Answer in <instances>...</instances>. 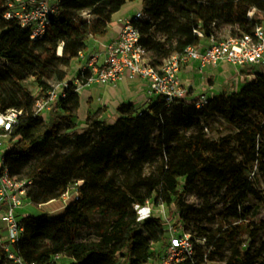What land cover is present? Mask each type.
I'll return each mask as SVG.
<instances>
[{
    "label": "trees",
    "instance_id": "trees-1",
    "mask_svg": "<svg viewBox=\"0 0 264 264\" xmlns=\"http://www.w3.org/2000/svg\"><path fill=\"white\" fill-rule=\"evenodd\" d=\"M134 1L61 0V12L47 35L32 40L17 20L5 18L6 0H0V61L5 72L21 84L34 79L46 95L68 77L90 40L106 35L113 16ZM87 10L103 16L86 19L82 12ZM143 12L153 21L136 25L155 62L199 45L197 29L208 38L221 24L240 32L264 25V0H143ZM157 30L166 36L163 41L156 39ZM198 101L157 99L144 110L124 102L114 122L89 117L81 131L74 123L81 108L74 90L55 103L48 120L35 114V100L0 110L25 111L10 132L3 168L18 180L33 181L28 190L33 205L58 200L83 181L80 199H70L63 216L19 215L24 232L14 247L22 259L48 264L62 253L67 261L59 264H147L158 254L151 244L163 243L166 234L154 219L139 221L134 203L157 196L188 220L198 210L185 201L186 189L200 181L223 192L233 216L213 230L194 228L207 238L205 245H196L199 263L264 264V255L238 237L246 216L243 198L257 194L250 173L256 167L264 170V72L237 92L212 96L200 107ZM214 116L239 130L219 139L207 137L203 120ZM96 212L110 214L107 227L96 237H78L95 227ZM228 248L230 254L221 259ZM0 264H19L1 244Z\"/></svg>",
    "mask_w": 264,
    "mask_h": 264
},
{
    "label": "built area",
    "instance_id": "built-area-1",
    "mask_svg": "<svg viewBox=\"0 0 264 264\" xmlns=\"http://www.w3.org/2000/svg\"><path fill=\"white\" fill-rule=\"evenodd\" d=\"M61 7V0H6L4 16L17 20L22 28L30 32L32 40H41L58 18ZM252 14L250 12L249 16ZM146 17L142 9L130 17L120 18L119 35L105 44L104 60L99 62L97 55L96 59L82 65L77 72L70 69L68 77L62 83L55 85L36 101L35 114L48 120L53 104L60 98H65L69 90L80 93L88 86L117 84L125 78L145 81L151 102L157 99H164L167 103L182 100L186 97L188 88L182 82L181 72L187 65L197 61L203 69L218 67L222 62L241 67L264 68V25H257L252 32H240L226 39H219L215 33L206 38L204 32L197 29L195 33L202 38L199 45L188 46L182 52H175L162 61L155 62L143 42L141 29L136 25L137 21ZM208 98L202 95L198 106H203ZM24 115V109L17 108L0 112V131H4L0 134V221L4 224V228L0 229V244L8 256L19 264H36L25 262L14 247L24 232L19 213L26 205L32 204L28 190L33 181L18 180L9 174L7 168H3L5 153L10 146L6 139L10 138V132ZM82 184L83 181H79L62 193L59 198L63 203L62 208H69L70 199H80L78 186ZM169 207L159 198L134 203L141 222L154 215H157L161 223L170 222ZM179 219L183 223L180 211ZM166 230L170 238L160 244H151V250L158 254L151 257L147 264H199L196 244L191 234L179 232L173 227ZM62 258V253L56 254L48 264H59Z\"/></svg>",
    "mask_w": 264,
    "mask_h": 264
},
{
    "label": "rangeland",
    "instance_id": "rangeland-1",
    "mask_svg": "<svg viewBox=\"0 0 264 264\" xmlns=\"http://www.w3.org/2000/svg\"><path fill=\"white\" fill-rule=\"evenodd\" d=\"M123 6L124 7L122 8L120 15L132 16L134 12L140 8V6L143 8V2L142 0H136L134 2H128ZM82 15L86 19L103 16L94 15L88 10L83 11ZM145 20L153 21L149 16H147ZM239 33L240 31L238 29H233L231 26L222 24L216 30V34L219 39H226ZM155 36L157 40L162 41L166 37L162 31L159 30L156 31ZM150 55L154 59V53L150 52ZM41 97L40 87L34 79H31L27 83L23 84L14 81L9 74L5 72V66L3 62L0 61V110H4L14 105H19L21 103L27 104L30 100H35L36 105V101L41 99ZM54 105L55 104H53L52 110L54 109ZM33 110H35V106ZM52 110L50 111V114L52 113ZM100 111L103 112V108H100ZM203 124L205 126L207 137L211 139H219L224 135L232 134L239 130V127L233 126L221 116L208 117L203 120ZM63 130H65V127H63ZM262 141H264V138H262ZM6 142L8 144L9 139H6ZM160 162L161 160L159 159L154 167L158 166ZM250 179L257 190V194H247L243 198V212L246 216L244 222H242L243 226L238 237L247 246L252 245L253 251L257 255L262 256L264 255V170H260L259 167H256L254 171L250 173ZM182 189H184V185H182ZM155 198L158 199L157 196H155ZM184 199L187 203L194 204L198 212L188 220H183V223H180L179 210L175 206L169 207L171 213L170 222L161 223L157 215L150 218L154 219L164 229L167 240L170 238V235L166 232V229L173 227L179 232L194 234V241L197 246L205 245L207 240L206 236L197 234V231H194V228L196 226H200L213 230L218 228L222 223L229 222L233 216L231 210L228 209V205L225 202L223 192L218 189H212L203 182L197 181L186 189ZM27 209H29V211H27ZM47 209L48 208L46 206L37 209L30 205L24 208L19 215L27 214L28 212V214H41L46 212ZM47 212H49L51 216L55 214L52 210ZM109 216L110 214L105 215L100 212H96L95 227L91 230L81 232L78 237L86 238L89 235L96 237L100 231L107 227V224L110 221ZM229 254L230 248L225 251V254L221 256V259H224L225 256H228ZM66 261V259L62 258L60 263H66ZM215 264L224 263L223 260H221L220 263Z\"/></svg>",
    "mask_w": 264,
    "mask_h": 264
},
{
    "label": "crops",
    "instance_id": "crops-1",
    "mask_svg": "<svg viewBox=\"0 0 264 264\" xmlns=\"http://www.w3.org/2000/svg\"><path fill=\"white\" fill-rule=\"evenodd\" d=\"M123 7L124 6H122V8ZM122 8L113 16V21L107 29V34L92 38L89 42L88 49L83 51L80 57L73 61L71 70L74 73L85 63L96 59L97 55H99L97 58L99 62L104 60L106 52L105 44L119 35L121 29L119 19L131 16L120 15ZM142 9V6H140L137 11ZM261 72H264V68L262 67H241L229 62H222L218 67L203 69L200 67L198 61L194 62L183 68L181 72L182 82L188 88V93L184 99L190 102L199 99L202 95H206L210 98L222 93L237 92L245 84L254 80L256 75ZM79 95L81 98V108L78 116L74 119L78 131L86 127L89 117H98L99 119H106L110 122H114L118 117L117 109L119 105L124 102L134 103L139 110L148 108L152 103L147 95L145 81L139 78L134 80L125 78L117 84H94L82 89ZM100 108H103L104 111H100ZM30 205L37 209L46 206L48 208L46 212L49 210L55 212V214L52 215L53 217H61L68 211V209L62 208L63 203L61 199L51 201L43 206L29 204L24 208ZM24 208H22L20 212H22ZM27 211H29V209H27ZM27 214H23L22 216ZM0 223L2 222L0 221Z\"/></svg>",
    "mask_w": 264,
    "mask_h": 264
},
{
    "label": "bare ground",
    "instance_id": "bare-ground-1",
    "mask_svg": "<svg viewBox=\"0 0 264 264\" xmlns=\"http://www.w3.org/2000/svg\"><path fill=\"white\" fill-rule=\"evenodd\" d=\"M62 47L60 48V50H59V53H62ZM210 264H215V263H210Z\"/></svg>",
    "mask_w": 264,
    "mask_h": 264
},
{
    "label": "water",
    "instance_id": "water-1",
    "mask_svg": "<svg viewBox=\"0 0 264 264\" xmlns=\"http://www.w3.org/2000/svg\"><path fill=\"white\" fill-rule=\"evenodd\" d=\"M63 49V48H62Z\"/></svg>",
    "mask_w": 264,
    "mask_h": 264
}]
</instances>
